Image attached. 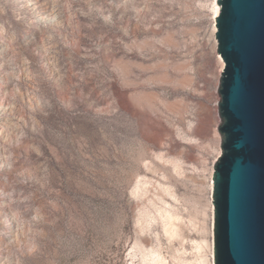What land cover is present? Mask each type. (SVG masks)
<instances>
[{
    "label": "rangeland",
    "instance_id": "rangeland-1",
    "mask_svg": "<svg viewBox=\"0 0 264 264\" xmlns=\"http://www.w3.org/2000/svg\"><path fill=\"white\" fill-rule=\"evenodd\" d=\"M216 4L0 0V264H212Z\"/></svg>",
    "mask_w": 264,
    "mask_h": 264
},
{
    "label": "water",
    "instance_id": "water-1",
    "mask_svg": "<svg viewBox=\"0 0 264 264\" xmlns=\"http://www.w3.org/2000/svg\"><path fill=\"white\" fill-rule=\"evenodd\" d=\"M224 61L214 162V264H264V0H217Z\"/></svg>",
    "mask_w": 264,
    "mask_h": 264
},
{
    "label": "bare ground",
    "instance_id": "bare-ground-1",
    "mask_svg": "<svg viewBox=\"0 0 264 264\" xmlns=\"http://www.w3.org/2000/svg\"><path fill=\"white\" fill-rule=\"evenodd\" d=\"M216 2H217V0H216ZM219 11H220V5L217 3L216 4V10H215V12H216V14H215V17L219 14ZM215 27H216V22H215ZM216 31V30H215ZM222 58V57H221ZM223 60V59H222ZM223 65H224V61H223ZM0 132L2 133V132H4V129H1L0 130ZM213 209H214V205H213ZM10 219L12 220V222H13V224L16 226L17 225V217L15 216V215H12L11 217H10ZM160 258V257H159ZM159 258H156V259H153V260H157V259H159ZM162 259V258H161ZM161 259H159L158 260V262L156 263V264H166L163 260H161ZM212 264H214V247H213V260H212Z\"/></svg>",
    "mask_w": 264,
    "mask_h": 264
}]
</instances>
